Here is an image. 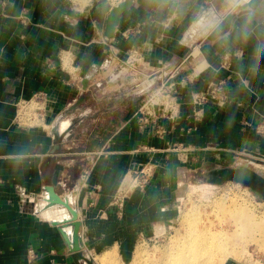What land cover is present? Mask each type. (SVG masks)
<instances>
[{
  "label": "crops",
  "instance_id": "crops-1",
  "mask_svg": "<svg viewBox=\"0 0 264 264\" xmlns=\"http://www.w3.org/2000/svg\"><path fill=\"white\" fill-rule=\"evenodd\" d=\"M234 6V0H91L84 7L0 0V264H87L76 262L64 235L63 228L73 233L64 201L82 222L87 256L101 264L108 252L127 263L139 241L175 218V188L185 169L225 163L241 149L264 155L258 131L264 0ZM211 8L217 15L199 22ZM226 52L229 67L222 66ZM178 65L171 79L178 115L159 119L162 133L141 129L134 117L140 98L120 99L125 81L115 77L122 66L139 82ZM218 78L227 81L228 102L208 103L197 115L193 93ZM39 91L48 94L45 125H19L18 102ZM102 98L110 102L105 107L97 104ZM60 121L64 137L57 143ZM176 145L190 147L187 157L173 151ZM147 163L154 164L149 184L131 189L122 208L113 204L131 170Z\"/></svg>",
  "mask_w": 264,
  "mask_h": 264
},
{
  "label": "rangeland",
  "instance_id": "rangeland-1",
  "mask_svg": "<svg viewBox=\"0 0 264 264\" xmlns=\"http://www.w3.org/2000/svg\"><path fill=\"white\" fill-rule=\"evenodd\" d=\"M70 1L74 2L78 7H84L91 0ZM121 69L122 72L115 77V79L123 77L125 81V84H123L124 86L122 85L121 88H119L120 91H117L120 95V99L125 97V95H129L126 97L132 100L140 98L139 101L141 102V99L144 97L140 91L143 84L140 85V87L137 85L142 81L146 87L151 76L147 74L148 77L143 76V79L137 82V78L136 80L134 79L136 76H133L136 75L134 70L129 71L128 69ZM109 103L110 102L105 98L97 102L99 107H105ZM90 122L91 120H89V118L85 121V123ZM176 146L175 148L177 149L174 148V151L179 152L178 150L184 149L186 154L191 151L190 147ZM182 155L183 153H181V157ZM249 156V150L241 149V151L235 153L234 158L232 157L231 160H227L225 163H207L205 165L206 167L204 166L202 169L199 167L196 168V166H193L191 169H185L184 175L180 176L175 188L174 200L177 210L175 218L169 223L162 224V227L158 228L156 233L159 236H153L150 239L139 241L134 248L132 258L124 264H162L165 260V255H169V253L172 252L174 253L175 251L173 250L177 249L178 244L180 245V240L177 241V239H181V236L183 237L187 232L186 223L190 215L197 218L195 223L199 227L207 225L206 228L210 227L211 229L213 228L212 230L218 232L223 229L224 231H222L225 233L223 236L225 239L229 240V245L234 244L236 246L235 249L237 252L223 259L224 263L235 261L239 264H264V197L253 191L244 183L233 180L214 183L209 181L206 176L207 170L222 167H237L240 165H248V167L264 176V161L260 160L261 163L258 161L254 163L253 160L249 159L252 164H248L246 160ZM227 197L232 200L227 199ZM234 199L235 202H233ZM230 201L233 202H231L232 204L235 203L237 205L241 203L240 205L242 207L246 206L247 208L245 207V209H247L251 215L253 214L251 227L248 223L250 219H248L246 215L238 217V230L233 235L232 231H235L237 224L235 222L236 218L230 212ZM245 203L246 205H243ZM195 214L197 216H195ZM207 221H209V223ZM203 222L205 224H203ZM242 224H244V226H242ZM247 224H249V226ZM245 225H247V227ZM138 250H140V253H138ZM101 264L104 263L101 262ZM107 264L120 263L118 258L114 256L113 259L111 258L108 260Z\"/></svg>",
  "mask_w": 264,
  "mask_h": 264
},
{
  "label": "built area",
  "instance_id": "built-area-1",
  "mask_svg": "<svg viewBox=\"0 0 264 264\" xmlns=\"http://www.w3.org/2000/svg\"><path fill=\"white\" fill-rule=\"evenodd\" d=\"M235 6L232 11H234L235 7L240 4L241 0H234ZM211 3V2H210ZM212 6V4H211ZM210 12H208L202 17L205 21H209L211 16H216L217 12L214 8H211ZM111 57L117 54L115 49H111ZM137 51V50H135ZM232 59V54L226 52L223 56V67H229ZM114 60L112 58L107 59L106 64H113ZM184 62V61H183ZM125 65H128L125 63ZM127 66H122L121 68L125 69ZM160 72V73H159ZM179 72V65L170 70H158V73L161 74L159 78L156 77V74L151 77V80L148 84L143 85L140 89L141 94L144 96L139 107L136 109L134 113V117L137 119L139 126L144 130H152L154 132L162 133L163 128L158 125V121L162 116H167L169 118H173L178 115L180 108V101L177 96V87L175 82H172L171 79L175 77V75ZM160 80L159 82L157 80ZM227 81L224 78L212 79L208 82L206 87L203 90L197 91L193 93V103L196 104L199 108L196 110V114H200V110L202 107L208 103L216 104L219 106L225 105L228 100V92H227ZM48 99V94L45 91L37 92L33 97L29 99H22L18 102V113L15 118V121L19 125L23 126H44L45 125V109L46 103ZM258 131L264 134V123L260 125ZM174 146L172 149L174 151ZM177 149V148H175ZM102 149L100 150V152ZM179 156L181 157V153H183L182 157H187L184 149L178 150ZM253 159L261 163L259 158L264 159V156H249L248 159ZM252 164V163H251ZM154 171V164L147 163L142 166L134 167L131 170V175L128 183L122 185L116 194L113 197V204L117 205L119 208H122L127 196V193L133 188L144 189L150 182ZM76 189L73 187L71 189L74 192ZM160 232V231H159ZM157 233H155L154 237H157Z\"/></svg>",
  "mask_w": 264,
  "mask_h": 264
},
{
  "label": "bare ground",
  "instance_id": "bare-ground-1",
  "mask_svg": "<svg viewBox=\"0 0 264 264\" xmlns=\"http://www.w3.org/2000/svg\"><path fill=\"white\" fill-rule=\"evenodd\" d=\"M60 125H61V121L59 125L56 126V129L58 131L63 130L61 129ZM60 133H63V131H61ZM247 162L248 164H251L249 159ZM253 162L255 163L256 161L253 160ZM227 199H229V197H227ZM231 202L232 201H230L229 204L230 212L236 218L235 222L237 224L235 231L234 230L232 231V235H233L238 230V226H239L238 217L246 215L248 219L251 220V221L249 220L248 222L251 227V223L253 221V214L251 215L248 212V210L245 209L246 206L242 207L240 205L241 204L240 202H239L240 204L238 203L239 205L235 203L232 204L233 202H235V199L232 203ZM243 205H246V203ZM195 216L197 215L195 214ZM196 221H197L196 217L192 215L189 216L186 223L187 232L185 233V235L183 234L184 235L183 237L181 236V239L180 238L177 239V241L180 240L179 241L180 245L178 244L177 249L173 250L175 251L174 253L172 252L173 254L169 253V255H165L167 258L165 257L163 263L161 262L162 264H223L224 263L223 259H225L226 257L232 254L234 255L237 252V250L235 249L236 246L234 244L229 245L230 244L228 243L229 240L225 239V237L223 236V234H225L223 232L224 231L223 229H222L223 231L220 230L218 232L212 230L213 228L212 229L210 227L206 228L207 225L203 227H199L195 223ZM207 222L209 223V221ZM203 224L205 223L203 222ZM249 224L247 225L249 226ZM247 225L245 226L247 227ZM242 226H244V224H242ZM138 253H140V250H138ZM100 257H101L100 261L102 263H107L108 260L111 259L112 255H110L108 252H105Z\"/></svg>",
  "mask_w": 264,
  "mask_h": 264
},
{
  "label": "water",
  "instance_id": "water-1",
  "mask_svg": "<svg viewBox=\"0 0 264 264\" xmlns=\"http://www.w3.org/2000/svg\"><path fill=\"white\" fill-rule=\"evenodd\" d=\"M64 133H59L55 131V140L57 143H60L63 140ZM207 179L211 182L222 183L225 181L233 180L244 183L249 186L253 191L261 194L264 197V176L254 171L248 165H240L237 167H222L215 168L209 171L207 174ZM67 208L72 212L73 219L70 220L71 225L73 226V233L69 237L68 233L64 230V235L71 243V249L73 251V257L76 262H79L81 259L86 261L87 264H97L92 257L87 256L82 248L83 240L80 233L81 220L77 216L76 209L72 207L68 202L64 201ZM67 224H64V227Z\"/></svg>",
  "mask_w": 264,
  "mask_h": 264
},
{
  "label": "clouds",
  "instance_id": "clouds-1",
  "mask_svg": "<svg viewBox=\"0 0 264 264\" xmlns=\"http://www.w3.org/2000/svg\"><path fill=\"white\" fill-rule=\"evenodd\" d=\"M204 21V18L202 17L201 20L199 22H203ZM216 25L215 24H211L210 27H215Z\"/></svg>",
  "mask_w": 264,
  "mask_h": 264
}]
</instances>
